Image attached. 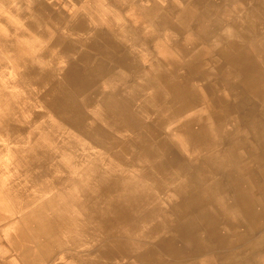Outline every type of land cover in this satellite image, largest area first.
<instances>
[{
  "label": "bare ground",
  "instance_id": "6f19581e",
  "mask_svg": "<svg viewBox=\"0 0 264 264\" xmlns=\"http://www.w3.org/2000/svg\"><path fill=\"white\" fill-rule=\"evenodd\" d=\"M70 1L67 16L57 10L43 22L44 3L0 0L46 41L16 76L28 92L16 94V106L31 99L44 108L30 105L31 119L51 115L79 137L50 136L61 151L71 147L64 161L43 145L12 151L30 169L23 191L11 184L12 203L35 188L51 195L25 216L24 232L5 229L16 231L12 255L21 264H264V0H232L233 16L222 10L231 0H193L185 10L170 0ZM64 36L72 43L59 52ZM10 86H0V103H11ZM113 99L125 120L104 128L92 109ZM39 131L34 141L49 128ZM81 141L99 152H81Z\"/></svg>",
  "mask_w": 264,
  "mask_h": 264
},
{
  "label": "rangeland",
  "instance_id": "374dc122",
  "mask_svg": "<svg viewBox=\"0 0 264 264\" xmlns=\"http://www.w3.org/2000/svg\"><path fill=\"white\" fill-rule=\"evenodd\" d=\"M17 3H19V7L21 8L23 5L24 7H30L33 0H14ZM40 4L44 3L47 8H50L49 13H44L41 17L44 18L43 22L51 21V19L55 18L58 14L57 10H66L65 16L69 14V11L73 10V5L70 0H36ZM134 1L137 0H131L127 1L130 3H134ZM158 2H162V4H165L166 2L164 0H157ZM193 0H170V2L174 3L179 10H185L187 6L193 5ZM194 1H201V0H194ZM214 4L220 3V0H210ZM203 2V1H202ZM186 3V5L184 4ZM232 0L231 3L225 2L224 5L226 7L222 10H227L226 12L233 16V7H232ZM143 4L147 5L148 3L143 2ZM38 5V3H37ZM36 6H32V10H37ZM223 6V4H221ZM121 4H109V7L113 8L111 10H122L123 7H119ZM188 6V7H189ZM252 6V5H251ZM23 7V8H24ZM216 8V7H215ZM254 8V6H253ZM25 9V8H24ZM46 9V8H44ZM195 10V9H194ZM198 10V9H197ZM200 10H205V7H203ZM217 10H221L220 7H217ZM256 10V9H254ZM12 11H8L6 8L0 9V36L2 37V43H0V58L3 64L0 67V86L1 85H7L8 83L11 84V86L7 89V93L11 94V103L8 105L7 103H0V129L3 128L6 131L0 132V259L1 257L7 258L8 262L5 260H0V264H21L20 260L12 255V251L10 250L7 241L9 235H15L16 231H22L24 232L25 227L23 226V220L25 216H28L31 214V212L36 211L44 202L47 201L48 197L51 195H47V193L39 194L38 190L36 188L33 190L35 195L33 196H24L22 198H19V200L15 201L14 204L12 203L11 199V191L13 192V188L11 187V184L13 182H17L18 189L14 190L16 192L23 191L26 187V184L24 183V175L30 170L25 169L23 166L16 165L15 157L11 155L12 151L16 150V153L18 150H31L33 146L40 147L41 145L45 147H49V151L56 153L60 156L61 160H65V157L63 156L64 153L67 154L71 151V147H69L67 150L61 151L60 148L56 144H53L50 142V136H54L58 138L59 142H64L67 138H76L77 134L75 132L69 131L67 127L62 126L59 123V120L55 119V117L49 115L48 117H45V119H38L33 120L31 119L30 115L28 114L29 106L32 105L33 109H36L39 112H44V108L42 105H38L36 103L33 104L34 101L31 99L26 98L22 101L21 106H16V94L20 93L24 97L27 96V91L21 86L17 88L16 86V76L20 73H23L25 68L24 64L25 61H33L38 58V55L43 47V45H46V41H44L41 37H39L38 34L34 33V30L31 27H25L23 25V22L15 15L11 13ZM235 18V17H234ZM232 19V17H231ZM122 24L124 21H120ZM64 23L66 25V20L64 19ZM2 24V25H1ZM154 25L157 24L156 22L153 23ZM64 24H62L63 27H65ZM164 29L162 30L163 33L171 30L170 24L163 25ZM100 27V23H99ZM264 29V28H263ZM221 30H217V34L221 35ZM199 40L202 41V43H205V40L200 37ZM52 40L49 41L51 43ZM66 43H72V38L69 36H64L61 41V47L58 49L59 52L64 51L66 48ZM75 49L77 52H85L87 53L92 59H102L103 56L99 51H92L88 50L87 48L83 47V45L75 44ZM58 52V53H59ZM73 62L78 67L79 71H84V64L80 60L74 59ZM20 65L19 68L15 67V65ZM61 67H64L63 63H60ZM143 71L148 69V63L142 66L141 68ZM149 70V69H148ZM105 88L104 86L102 87ZM10 91V92H9ZM245 93L252 97V95L244 90ZM253 98V102L257 104H261L259 100L256 98ZM122 101H119L118 99H113L112 101H108L107 103L98 104L93 109V115L96 118L97 122L101 124L104 128H108L114 126L118 121L125 120L124 114L120 115L119 113V106L121 105ZM35 106V107H34ZM110 110H109V109ZM17 109V114L11 115L10 119L7 118L8 113H15L14 110ZM117 109V110H116ZM6 117V118H5ZM17 117L18 119H15ZM143 120V117H142ZM6 124V125H5ZM9 125V127L7 126ZM45 125L49 128V133L45 134L43 133L40 136L35 135L40 132V128ZM15 126H17V129H20L23 131V134L20 136H12L10 137V132L15 129ZM112 128V127H111ZM132 135H129V133L124 134L123 140L130 138ZM134 138V137H132ZM80 144V151L81 152H89L92 151L93 153H98L97 148H92L88 143H85L84 141H81ZM67 144V141L65 142ZM63 154V155H62ZM64 162H62L63 164ZM180 163H183L181 161ZM60 163H56L58 166ZM41 166H36V168H33L34 173L37 175L40 173H43L45 170L41 169ZM43 167V166H42ZM80 168L84 166H78ZM88 167V166H86ZM76 169H80L75 167ZM75 168H70L69 171L72 172V170H75ZM92 168H85V171H89ZM43 171V172H42ZM191 172V171H189ZM192 176L197 177V175L194 173H191ZM23 193V192H22ZM73 194H66V197L70 198ZM76 196V194H74ZM33 203V204H31ZM12 204L15 206V209H13ZM31 204V205H30ZM29 205V206H28ZM19 209V210H18ZM16 218V219H15ZM8 219L7 221H5ZM3 220V221H2ZM5 221V222H4ZM11 222V223H10ZM8 224V225H7ZM11 224L15 225L14 231H5L7 226H10ZM13 228V227H12ZM4 235V236H3ZM5 261V262H4ZM53 264H78L75 260L72 259H66L64 257H61L58 259V261H55Z\"/></svg>",
  "mask_w": 264,
  "mask_h": 264
},
{
  "label": "crops",
  "instance_id": "0c3cea01",
  "mask_svg": "<svg viewBox=\"0 0 264 264\" xmlns=\"http://www.w3.org/2000/svg\"><path fill=\"white\" fill-rule=\"evenodd\" d=\"M143 63L145 64L144 60H143Z\"/></svg>",
  "mask_w": 264,
  "mask_h": 264
}]
</instances>
